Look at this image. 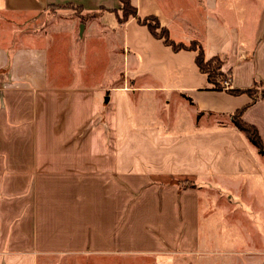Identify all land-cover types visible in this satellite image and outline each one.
Listing matches in <instances>:
<instances>
[{"label": "crops", "instance_id": "crops-1", "mask_svg": "<svg viewBox=\"0 0 264 264\" xmlns=\"http://www.w3.org/2000/svg\"><path fill=\"white\" fill-rule=\"evenodd\" d=\"M130 1L175 42L220 57L229 82L211 90L196 52L171 50L134 19L120 26L118 0H0V264H198L211 247L203 188L264 180V154L228 120L251 99L227 92L264 91V6ZM67 4L103 9L100 21L124 32L125 81L79 84L61 62L44 14ZM242 120L264 145V98Z\"/></svg>", "mask_w": 264, "mask_h": 264}, {"label": "rangeland", "instance_id": "rangeland-1", "mask_svg": "<svg viewBox=\"0 0 264 264\" xmlns=\"http://www.w3.org/2000/svg\"><path fill=\"white\" fill-rule=\"evenodd\" d=\"M250 1L251 15L264 6V0ZM65 6L49 7L43 25L60 52L61 62L79 69V84L95 86L107 81L113 86L117 81H125V34L110 30L116 24L113 18L106 14L101 22L99 11L95 12L99 16H91L74 5ZM119 8L113 12L121 14ZM75 44L77 49L71 50ZM228 82L227 77L223 81L225 88ZM251 91L254 97L261 92L257 86ZM233 117L230 115L228 120L232 122ZM181 182L174 184L182 190L196 187L191 181ZM212 183L200 192L201 223L211 233V247L198 264H264V180L229 183L230 191L227 182ZM178 263L195 264V260L183 257Z\"/></svg>", "mask_w": 264, "mask_h": 264}, {"label": "trees", "instance_id": "trees-1", "mask_svg": "<svg viewBox=\"0 0 264 264\" xmlns=\"http://www.w3.org/2000/svg\"><path fill=\"white\" fill-rule=\"evenodd\" d=\"M118 1L120 4L119 11L121 12V14H118L117 11H114V14L117 23L120 26L128 22L130 19H134L138 24L145 26L149 31V33L154 38L161 40L163 44L170 47L171 50L175 52L181 50H190L196 52L195 64L198 70L206 76V80L209 85V88L211 90L225 89V87L223 86V81L226 80L227 77L229 81V73L228 74L223 73L222 71L223 60L220 57L214 56L211 58H206L204 54V50L202 49L200 44L196 41H192L190 44L175 42L174 40L171 39L169 30L166 27L160 25L156 16L150 15L144 18H140L137 14L136 8L131 4L130 0H118ZM67 5H71V4H67ZM52 7H60V6H52ZM102 10L103 9H100V12L98 13L101 14ZM88 14L91 16L94 15V13L91 14L88 13ZM95 14L98 15L97 13ZM85 16L86 15H84L82 18H85ZM227 92L234 96L240 94H247L250 97L251 101L248 105L244 106L243 108L233 113L234 117L232 123L235 129L238 130L240 133H242L246 137L248 142L254 148H256L260 154H264V145L262 144V141L260 139V136L256 128L252 125L245 123L242 120V114L244 110L249 105L254 103L258 99V97L264 98V91L262 90L260 94L256 97H254L253 92L251 90L227 89ZM181 181H188V180H177L179 185L183 183ZM193 186H195L194 183Z\"/></svg>", "mask_w": 264, "mask_h": 264}]
</instances>
